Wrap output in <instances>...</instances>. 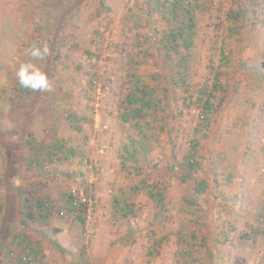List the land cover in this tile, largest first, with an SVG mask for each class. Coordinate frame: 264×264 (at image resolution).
I'll list each match as a JSON object with an SVG mask.
<instances>
[{
	"label": "rangeland",
	"instance_id": "rangeland-1",
	"mask_svg": "<svg viewBox=\"0 0 264 264\" xmlns=\"http://www.w3.org/2000/svg\"><path fill=\"white\" fill-rule=\"evenodd\" d=\"M175 1L0 0V264H264V0Z\"/></svg>",
	"mask_w": 264,
	"mask_h": 264
},
{
	"label": "clouds",
	"instance_id": "clouds-1",
	"mask_svg": "<svg viewBox=\"0 0 264 264\" xmlns=\"http://www.w3.org/2000/svg\"><path fill=\"white\" fill-rule=\"evenodd\" d=\"M34 59L44 60L50 55V49L47 45L43 48L33 44L26 50ZM21 87L30 89L33 92H46L51 90L47 74L40 71L32 63H22L16 73Z\"/></svg>",
	"mask_w": 264,
	"mask_h": 264
},
{
	"label": "trees",
	"instance_id": "trees-1",
	"mask_svg": "<svg viewBox=\"0 0 264 264\" xmlns=\"http://www.w3.org/2000/svg\"><path fill=\"white\" fill-rule=\"evenodd\" d=\"M159 1H161V0H156V3H159ZM178 0H176L175 1V3H173V8H171V10L169 11V14H170V16H172V17H175V15L177 14L176 12H178V11H180L179 9H177V7H179L180 6V4L177 2ZM191 28L192 27H190V25H188L187 26V29L186 30H188V36H189V38L192 36V31H191ZM184 32V31H183ZM182 33V31L181 30H179V28H177V29H175L167 38L168 39H170L172 42L173 41H175V39H176V37H177V34H181ZM189 42L190 41H185L184 43H186V46H187V48L189 47ZM172 49H174L173 47H172ZM262 68L264 69V62H262ZM136 92L137 93H135V95L134 94H132V95H130V101H129V103L130 104H138V103H144L145 102V95H146V92L144 91V90H141V89H136ZM144 105H146V103L144 104ZM144 108V107H143ZM211 108V106L209 105V104H206V107H205V110L207 111V109H210ZM141 109L142 108H138L137 109V111L135 110L134 112H135V114L137 113V112H141ZM143 110V109H142ZM134 117H138V115H135ZM52 149H53V146H52ZM10 178H8L7 179V182H10ZM11 184V183H10ZM14 193V192H13ZM13 193L10 195V199L9 200H11V198H12V195H13ZM16 197V196H15ZM15 197L13 198V199H15ZM9 201L7 200V203H8ZM9 205H10V202H9ZM44 205L41 203V204H39V207H43ZM9 209H10V207H8V209H7V212L9 211ZM70 209L73 211V212H77V210H78V208L76 207V206H70ZM5 211V210H4ZM6 216H7V213L5 214V216H4V218H5V220H2V222L3 221H5L6 222ZM30 216V215H29ZM31 217V216H30ZM8 222L10 223V225L14 222V224H15V220H16V215H15V213H12L11 215H9L8 217ZM9 232H10V228H9V225H8V223H7V225H6V223L4 224L3 223V225H2V228L0 229V238L1 237H6L7 235H9ZM2 240V239H1ZM1 244H2V242H0V249H1ZM20 262V261H19ZM25 263V262H24ZM20 264H23L22 262H20Z\"/></svg>",
	"mask_w": 264,
	"mask_h": 264
},
{
	"label": "built area",
	"instance_id": "built-area-1",
	"mask_svg": "<svg viewBox=\"0 0 264 264\" xmlns=\"http://www.w3.org/2000/svg\"><path fill=\"white\" fill-rule=\"evenodd\" d=\"M88 204L90 205V204H91V202H88Z\"/></svg>",
	"mask_w": 264,
	"mask_h": 264
}]
</instances>
